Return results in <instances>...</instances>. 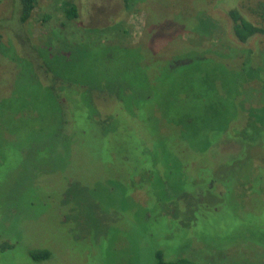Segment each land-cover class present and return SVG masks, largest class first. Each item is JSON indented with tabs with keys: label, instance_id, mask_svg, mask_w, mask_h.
I'll list each match as a JSON object with an SVG mask.
<instances>
[{
	"label": "rangeland",
	"instance_id": "obj_1",
	"mask_svg": "<svg viewBox=\"0 0 264 264\" xmlns=\"http://www.w3.org/2000/svg\"><path fill=\"white\" fill-rule=\"evenodd\" d=\"M126 1L0 0V264H264V0Z\"/></svg>",
	"mask_w": 264,
	"mask_h": 264
},
{
	"label": "trees",
	"instance_id": "obj_2",
	"mask_svg": "<svg viewBox=\"0 0 264 264\" xmlns=\"http://www.w3.org/2000/svg\"><path fill=\"white\" fill-rule=\"evenodd\" d=\"M131 1V0H127ZM126 1V2H127ZM133 1V0H132ZM35 2L36 0H17L18 3V8H19V14H20V22L24 23L26 22L32 14V11L35 7ZM125 2V3H126ZM135 2V0H134ZM133 2V3H134ZM124 3V4H125ZM126 8H129L131 6V3L125 4ZM66 16L69 19H76L78 18V9L77 6L72 3V2H65V10H64ZM228 18L230 19L231 25V31L234 37V45L238 46L239 49L244 50V54L246 55L244 57V61L242 64L246 61V59L250 56L252 50L246 46V43L253 37H255L258 34H264V28L261 26L256 25L255 23L249 21L246 19L240 12L239 9H230L227 13ZM146 62L145 60H143ZM241 64V65H242ZM245 64L242 65V67ZM174 66L173 68H175ZM262 70L259 65L253 66V70ZM60 98V97H59ZM243 107V103L241 105ZM244 107L246 108V105L244 104ZM259 108V106L257 107ZM263 108V107H262ZM260 108V109H262ZM257 111V110H256ZM262 119L264 118V113H261ZM262 126L258 127H263L264 124H261ZM259 131L262 130V128H258ZM256 136H253L252 139H254ZM263 159V164L262 165H257V162L254 163L256 164V169L262 170L264 167V158ZM65 163L68 162L67 160L64 161ZM264 170V169H263ZM4 243V242H3ZM11 246V245H10ZM52 252L46 248H33L31 250V255L35 260H45L49 259L51 256ZM259 262H253L252 264H258ZM155 264H194L191 259L189 258H174L170 260H165L164 255L161 251L156 252V262Z\"/></svg>",
	"mask_w": 264,
	"mask_h": 264
}]
</instances>
